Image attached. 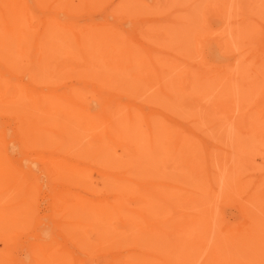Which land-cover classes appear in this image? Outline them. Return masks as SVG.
<instances>
[{
	"label": "rangeland",
	"instance_id": "obj_1",
	"mask_svg": "<svg viewBox=\"0 0 264 264\" xmlns=\"http://www.w3.org/2000/svg\"><path fill=\"white\" fill-rule=\"evenodd\" d=\"M156 1L167 13L153 15L160 23L147 39L139 28ZM227 2L47 0L17 13L23 46L54 51L40 83L26 88L27 76L14 79L21 110L49 130L54 151L20 152L11 142L14 120L0 116L12 162L39 178L28 195L10 178L0 184V264H37L40 245L48 247L44 258L62 264H264V0L231 1L227 26L236 22L233 31L243 33L235 41L217 14ZM103 26L116 38L86 41L88 56L65 58L78 50L77 34ZM216 41L228 48L209 50ZM239 63L251 79L233 85L238 95L228 98L215 71ZM0 99L8 109L4 90ZM106 103L119 118L103 114ZM115 123L121 139L111 133ZM155 128L164 137L153 140L159 154L146 167L140 156L152 155ZM48 157L69 165L78 182L50 183L41 173ZM0 166V177L10 172L9 161ZM57 192L69 198L61 208Z\"/></svg>",
	"mask_w": 264,
	"mask_h": 264
},
{
	"label": "bare ground",
	"instance_id": "obj_2",
	"mask_svg": "<svg viewBox=\"0 0 264 264\" xmlns=\"http://www.w3.org/2000/svg\"><path fill=\"white\" fill-rule=\"evenodd\" d=\"M33 1L34 5L35 4H42L47 0H0V92L1 90H4L5 93H7V96L9 97V103L7 104L8 109H2V100L0 99V116H6L9 117V119L14 120V127L11 129L12 132V141L15 144V147H17L20 150H29L34 146H44L48 145V148H44L46 151V155L50 156L51 155V149L54 151V145L53 143H49L48 139L46 137V133L49 132L47 128H44L42 126H39V122L37 120L33 121V115H29L28 113H24L21 110L22 102L21 99H17V93L20 89L16 88L15 85V80H18V77L20 75H25L28 78V84L25 85L27 87H34V85H37L38 83L41 82V77L44 69L43 66L48 69V64L47 61H44L49 54H53L54 51H48L45 48H40L41 46H35L33 49L28 47V46H23L26 39V32H24L23 29H20L18 27V19H17V13L23 8H28L29 7V2ZM234 1V0H231ZM229 0V3L223 5L220 10H218L217 14L222 17L223 24L222 26L227 28L228 35L232 36V39L235 41V36H240L243 33L241 31L238 32V30L233 31V28L237 24L235 21L232 27L227 26L230 25L228 24L229 22H226L229 19V7L232 5V2ZM74 0H69V3H73ZM155 8L153 13H149L144 21L142 26L139 28V32L141 31V35L145 38H151L153 34V27L160 23L158 22L154 16L155 14L159 13H167V8L166 7H159V1L155 2V6L152 7ZM242 14V13H241ZM226 22V23H224ZM231 22V24H233ZM244 22V20H243ZM249 25V24H248ZM250 26V25H249ZM230 27V28H229ZM229 28V29H228ZM244 28V24H243ZM251 30H253V27H250ZM246 27L244 28V30ZM76 33L80 30V27L78 26L75 28ZM249 33H252L250 29H246ZM247 32V33H248ZM189 33H193L192 30H190ZM98 34V35H95ZM107 35V36H106ZM249 35V34H246ZM253 35V34H252ZM257 35V34H256ZM255 35V36H256ZM117 34L114 32L108 30L106 27H99L96 31H91V34L89 35L88 31L83 30V33L77 34L76 37V45L78 47V50L74 53H69L67 52L68 57H65L66 59H73L77 60L78 58L75 57L76 54H79L80 57L88 56L89 51L87 49V43L86 41L90 40H97V39H102L105 42H110L114 38H116ZM245 36V35H244ZM243 36V37H244ZM251 36V35H249ZM255 38V37H254ZM200 38L197 37L198 43H201L199 40ZM257 39V38H256ZM188 41V40H187ZM218 43V41H216ZM255 42V41H254ZM249 43V41H248ZM253 43V42H251ZM248 45V44H247ZM49 49H53L52 45L50 44L48 46ZM211 49L209 50H224L228 48V46H224L222 42L219 41L217 45H213L210 47ZM60 56L62 54L58 55V59H60ZM153 61V68L156 72H159V64L155 61ZM244 61V60H241ZM248 61V60H247ZM246 62V61H245ZM241 63V62H240ZM239 63V64H240ZM248 63V62H247ZM238 66V65H237ZM237 66H234L235 68ZM246 65L240 64L236 69L234 68L232 71H215L214 77L217 78L219 82H223L225 85V88H223L222 92H227L228 98L231 97H236L238 95L237 93H231L232 90H234L233 85L235 84H240L241 81L244 80H250L251 78L247 75V70H246ZM229 69V67H227ZM233 68V67H232ZM23 69L24 71H22ZM222 70V69H221ZM239 71V72H238ZM54 72H57L56 70ZM11 77V81L9 79ZM259 81H253L249 85L255 86V83ZM182 83H184V80H182ZM246 84V83H244ZM247 86V85H246ZM187 90H189L191 87L189 86H183ZM182 87V88H183ZM13 90L17 92H12ZM9 92H12L11 94ZM99 95V92H97ZM220 100H225V98L220 99ZM222 103L218 104L221 105ZM10 105H13L9 108ZM19 107V108H18ZM46 109L49 110L47 106H45ZM102 112L104 115L110 117L112 120H116V117L119 118L120 112L119 109L116 108H108L107 103L101 106ZM234 110L238 111L240 110L239 107H234ZM238 119L237 121L242 125V128L246 129L248 126V130L246 131L247 134L253 133L255 131V128L249 129L250 128V121L249 117L242 111H239L238 114ZM5 125V124H4ZM111 128V133H116L117 137L121 139L123 135V128L118 129V125L115 123L113 124V128ZM156 132L154 137L152 138V141L150 142V150L152 155H146L144 152H142V155L140 156V159L142 161V164L146 167L150 166V159L151 157L158 155V151L155 150L153 140L158 139V138H163L164 135L160 132L161 130L159 128H155ZM3 124H0V161L1 160H6L9 161V168L10 172H7L3 174L0 177V184L4 182L6 178H10L13 182L15 187H24L26 195H28L29 190L32 187H36L39 184V178H36L31 172L26 173L23 171V167L16 166L15 163L12 162V157L11 154H13L12 150L15 151V149L11 148L8 150L7 149V141L6 137L9 135L5 136L6 132L4 131ZM11 146V145H10ZM9 147V146H8ZM179 150V149H178ZM11 151V152H9ZM49 151V152H47ZM17 152V150H16ZM21 152V151H20ZM58 152V150H57ZM183 152L182 150L177 151ZM11 153V154H10ZM60 154V153H58ZM67 155L72 154V152H66ZM64 155V154H61ZM65 155V156H67ZM57 153L53 154V157H56ZM155 162L154 160L151 161V163ZM1 167V166H0ZM29 166L26 165L25 168H28ZM234 166H231L230 168H233ZM71 169L69 168V165H64L63 163L60 162L56 163L55 161H51L48 157V163H46L42 169L41 173L42 175L50 181V183H57V184H65V185H71L72 183H77L78 180L75 179V176H73V173L70 171ZM31 171V169H29ZM237 171L230 170L231 174H235ZM24 173L25 175H21ZM1 175V172H0ZM24 177L29 180V183L24 182ZM229 181V180H228ZM53 191V190H52ZM55 203H56V208H61L62 205L69 200L67 196L63 193H56L53 194ZM249 205L255 206L257 205L256 199L251 198V200L247 201ZM88 212L87 214H89ZM246 214H252V211L246 208ZM92 216V215H89ZM206 220L208 222V217H206ZM255 218L251 217L250 219V225L252 227L251 231L255 229L254 227V221ZM252 234V233H251ZM181 236H185V238H188L189 236V230L188 228H185L181 234ZM184 238V239H185ZM42 253V258L43 260L37 259L38 263L37 264H62L59 260L55 259L54 257H47L44 258L43 252L48 249L46 245H40L38 246ZM78 264V263H77ZM124 264V263H123ZM226 264V262H225Z\"/></svg>",
	"mask_w": 264,
	"mask_h": 264
}]
</instances>
